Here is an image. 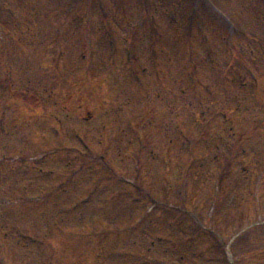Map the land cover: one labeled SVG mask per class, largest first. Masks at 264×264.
I'll list each match as a JSON object with an SVG mask.
<instances>
[{
	"label": "rangeland",
	"instance_id": "rangeland-1",
	"mask_svg": "<svg viewBox=\"0 0 264 264\" xmlns=\"http://www.w3.org/2000/svg\"><path fill=\"white\" fill-rule=\"evenodd\" d=\"M174 4L181 7L177 21L166 12ZM181 49L184 57L192 50V63L183 61ZM84 51L87 59L80 58ZM233 70H251L259 86L229 88L222 76L232 82ZM224 109L231 116L224 117ZM261 116L264 0H4L0 264H138L136 253L148 249L159 263L168 261V247L154 242L168 231L161 204L190 211L175 209L188 216L174 229H188L195 215L202 231L212 229L228 242L244 220L264 214V204L259 209L258 199L246 195L250 177L242 170L249 160H257L259 170L264 165V127L250 126ZM237 122L231 150L223 132ZM247 150L253 155L239 157ZM221 153L227 163L224 176L216 177L211 155ZM35 160L44 172L33 169ZM95 177L103 178L97 192L89 181ZM60 180L65 191L46 190L50 202L29 198L35 185L47 189ZM255 184L264 201V168ZM91 190V201L76 211L81 220L75 214L59 219V204L72 209ZM229 193L236 197L225 208ZM9 223L43 243H14ZM204 238L198 235L192 250L173 246L174 263L215 264L200 254L213 252ZM240 242L247 244L243 264H264V229ZM191 253L197 259L189 260Z\"/></svg>",
	"mask_w": 264,
	"mask_h": 264
}]
</instances>
